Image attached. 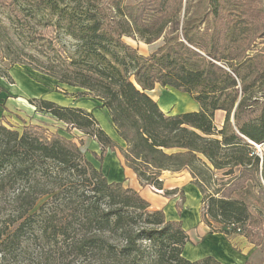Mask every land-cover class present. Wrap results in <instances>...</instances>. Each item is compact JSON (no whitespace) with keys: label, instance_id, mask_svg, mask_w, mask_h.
<instances>
[{"label":"trees","instance_id":"obj_1","mask_svg":"<svg viewBox=\"0 0 264 264\" xmlns=\"http://www.w3.org/2000/svg\"><path fill=\"white\" fill-rule=\"evenodd\" d=\"M4 1L12 20L0 21V45L10 67L28 64L57 83L83 89L80 96L93 94L124 146L90 111L33 99L39 110L93 137L100 152L92 155L99 163L106 149L117 148L141 185L161 190L162 171L186 170L201 194V221L210 232L230 236L239 227V234L257 238L245 184L226 194L208 190L218 175L228 186L235 179L264 180V155L255 149L264 145V98L254 95L264 76V43L252 45L263 42L264 2L184 0L182 6L183 0L134 5L104 0L110 17L99 0ZM38 18H48L66 35L71 51L63 56L51 36L30 32L31 20ZM254 25L262 26L260 33ZM123 35L155 45L144 56ZM7 76L0 67V77ZM155 86L186 93L198 108L163 112L149 94ZM43 131L0 122V197L12 207L11 227L0 231L1 252L34 235L62 241L87 264H223L210 255L186 259L182 249L188 239L180 220L150 209L124 182H109L84 157L80 143ZM244 264L255 263L250 258Z\"/></svg>","mask_w":264,"mask_h":264},{"label":"rangeland","instance_id":"obj_2","mask_svg":"<svg viewBox=\"0 0 264 264\" xmlns=\"http://www.w3.org/2000/svg\"><path fill=\"white\" fill-rule=\"evenodd\" d=\"M83 1L86 2V0ZM103 1L104 0L98 1L104 9L102 11L105 15L111 17L113 15L111 14L112 9H109L106 4L103 5ZM137 1L138 0H122V3L125 5H134ZM261 2H264V0H261ZM7 3L8 2L4 0H0V21L8 25L9 21L12 20V14L9 6H7L9 4ZM183 5L184 0L182 6ZM22 14L24 15V13ZM47 20L48 18L31 20L34 26L30 29V32L37 31L46 36H51L55 42V47H57L58 51L64 56L65 53H68V50L71 51V41ZM254 28H256V33H260L262 26L254 25ZM121 39L126 44L136 49L139 54L144 56H146L150 48L155 45L153 44V46L150 47L142 40L138 39L137 36L123 35ZM261 40L256 39L255 42L253 41L254 43H252V45L257 49L260 48L262 43H264V38L263 42ZM158 43L159 41H157V44ZM29 51L34 53L33 50ZM2 55L3 49L0 45V67L6 69L8 75L7 79L5 78L7 81L0 77V87L2 88V91H0V122L7 123L19 131L24 125H27L30 129L39 126L41 130L47 131L48 133L56 132L66 138H72L80 143V150L84 157L97 167L98 161L92 155V150L97 147V141L93 137L84 134L82 131L69 128V126L64 123L55 120L48 112L39 110L33 99H45L60 106H72L83 109L84 111H90L96 119L98 126L113 138L114 141L124 146V142H122L120 137L116 134L110 122L107 110L100 106V103L95 99L93 94L89 93L80 96L78 92H83V89L57 83L56 80L32 69L28 64H14L10 67L9 58H3ZM263 83L264 76L262 83L255 87L254 91V95L259 98L262 97V99L264 98ZM149 94L156 100L159 98L160 104L162 106L165 104L164 106L168 109L166 112L170 114L187 110L192 111L198 108L197 103L192 101L186 93L176 90L173 92V89L169 87L155 86ZM221 119L222 114L217 113L215 115V123L218 124ZM255 149L259 154L264 155V145L255 146ZM97 152L99 154V150H97ZM177 174L180 175L175 177L187 176L185 172H177ZM220 178V175H218L217 179H215V183L211 184L208 191L220 189L223 194H226L228 190L238 187L241 183V185L245 184L247 186L249 190V195L247 193L249 209L251 213L257 217L258 221L257 224L251 225L252 231L257 234V238H253L249 243L243 240L240 245L237 244V240L242 239L241 236L233 235L230 238L234 240L233 242L236 245L235 250L248 252L249 256H252V262L255 264L259 259H262L264 264V180L260 179L258 182L253 181L250 184L247 180L246 182H241L242 180L235 179V181L230 182L231 185L228 186L223 185L225 179ZM180 189L181 188H178V190ZM178 190H176V198L179 197L177 203L180 204L182 198H180ZM208 191H206V193ZM45 198L46 197L41 199L38 204L45 200ZM198 198L195 189L187 187L184 197L186 203L184 206L181 203V208L194 211L199 206ZM149 208L154 209L151 206ZM11 214V205L7 203L5 197H0V231L4 227H11ZM35 233L38 235V232ZM244 244L246 245L243 246ZM0 264H87V262L83 258L74 256L62 241L44 242L34 235H28L21 239L18 245L11 250L0 251Z\"/></svg>","mask_w":264,"mask_h":264},{"label":"crops","instance_id":"obj_3","mask_svg":"<svg viewBox=\"0 0 264 264\" xmlns=\"http://www.w3.org/2000/svg\"><path fill=\"white\" fill-rule=\"evenodd\" d=\"M156 101L160 109L167 113L166 111L168 109L164 106L165 104L163 107L159 102V98ZM217 113L221 114L220 112ZM118 145L122 146L119 143ZM95 148L96 149H93L92 151L93 153L98 154L97 150L100 152V146L97 144V147ZM96 166L101 169L103 175L109 182H124V184L137 191L152 208L161 209L167 220L181 221L188 239L182 249V255L186 259L194 261L210 255L223 264H244L246 260L251 258V255L249 256L248 252L235 250L236 245L233 242L234 240L230 238L233 235H239L242 239L237 240L238 245H240L243 240L246 243H249L250 240L244 235L241 233H235L227 236L220 232H210L208 226L201 221V194L196 186L190 182V176L186 170L180 172H185L187 174V176L184 175V177H175L180 175L177 174V172L162 171L160 175L162 189L157 190L148 185H141L139 183L135 173L129 167L124 165L122 155L117 148L106 149L101 162H98ZM187 187L195 189L197 197H199V206L194 211L181 208V203L183 206L186 203L184 197ZM178 188L181 189L178 190ZM172 189L179 191L180 198H182L180 204L177 203V199L179 198H176L177 192L167 196L163 194V191ZM245 245L246 244L243 246Z\"/></svg>","mask_w":264,"mask_h":264},{"label":"built area","instance_id":"obj_4","mask_svg":"<svg viewBox=\"0 0 264 264\" xmlns=\"http://www.w3.org/2000/svg\"><path fill=\"white\" fill-rule=\"evenodd\" d=\"M236 232H237V233L240 232V228H239V227L236 228Z\"/></svg>","mask_w":264,"mask_h":264},{"label":"bare ground","instance_id":"obj_5","mask_svg":"<svg viewBox=\"0 0 264 264\" xmlns=\"http://www.w3.org/2000/svg\"><path fill=\"white\" fill-rule=\"evenodd\" d=\"M172 92V91H171ZM173 92H174V89H173Z\"/></svg>","mask_w":264,"mask_h":264}]
</instances>
